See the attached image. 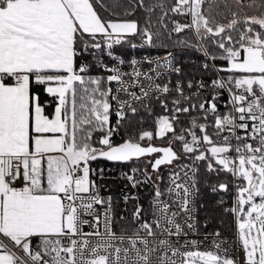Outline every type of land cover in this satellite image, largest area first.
I'll return each instance as SVG.
<instances>
[{
	"label": "snow or ice",
	"instance_id": "snow-or-ice-1",
	"mask_svg": "<svg viewBox=\"0 0 264 264\" xmlns=\"http://www.w3.org/2000/svg\"><path fill=\"white\" fill-rule=\"evenodd\" d=\"M0 264H264V0H0Z\"/></svg>",
	"mask_w": 264,
	"mask_h": 264
},
{
	"label": "trees",
	"instance_id": "trees-1",
	"mask_svg": "<svg viewBox=\"0 0 264 264\" xmlns=\"http://www.w3.org/2000/svg\"><path fill=\"white\" fill-rule=\"evenodd\" d=\"M171 0H165V3H170ZM143 12H138L137 16L133 17L136 19H143ZM177 19V17H175ZM202 57L195 52H190L186 57L184 61H181V64L183 66V73H184V78L185 80L187 78H191L195 76L196 79H199L201 76V72L199 71V65L202 62ZM205 80H208L209 77L207 75L204 76ZM156 112L159 113L160 109L157 107ZM142 115H144L142 113ZM182 119H186L185 117H182ZM151 124V120H147L146 123L144 124L145 128H148ZM116 142H120V137H114ZM109 162L107 161H97L93 165H103V164H108ZM205 203L209 205L207 211H201L200 213V219L202 222L206 221L209 223V228L207 231H213V230H220L221 233L225 236H229L233 232V224L231 217L226 216L222 213L221 210H218L214 208L212 205L218 197L214 196L210 192H205ZM225 199L228 200V197L225 196ZM230 203V201H229Z\"/></svg>",
	"mask_w": 264,
	"mask_h": 264
},
{
	"label": "built area",
	"instance_id": "built-area-1",
	"mask_svg": "<svg viewBox=\"0 0 264 264\" xmlns=\"http://www.w3.org/2000/svg\"><path fill=\"white\" fill-rule=\"evenodd\" d=\"M178 20H180L182 23L187 22L186 18H182V17H177ZM175 80V75H173V81ZM93 167L95 168H104L105 169V175H106V180H105V184L107 186V190H110L111 193L114 196H118L119 192L121 190L124 191H134L132 189L129 188H124V185L127 183L126 181H122L119 179L120 173L121 171H127V167L126 166H118V165H113L111 163L108 164H101L99 166L97 165H93ZM147 191L146 190H142L140 192V195L142 197L147 196ZM122 203V201H121ZM131 206V205H130ZM233 230H234V225H233ZM225 236V235H223ZM229 239V241L233 240V232L229 235V236H225Z\"/></svg>",
	"mask_w": 264,
	"mask_h": 264
},
{
	"label": "rangeland",
	"instance_id": "rangeland-1",
	"mask_svg": "<svg viewBox=\"0 0 264 264\" xmlns=\"http://www.w3.org/2000/svg\"><path fill=\"white\" fill-rule=\"evenodd\" d=\"M153 143H155L157 145L165 146V142H162V141H159V140H155V141H153Z\"/></svg>",
	"mask_w": 264,
	"mask_h": 264
}]
</instances>
